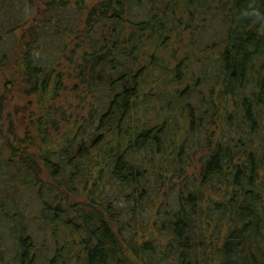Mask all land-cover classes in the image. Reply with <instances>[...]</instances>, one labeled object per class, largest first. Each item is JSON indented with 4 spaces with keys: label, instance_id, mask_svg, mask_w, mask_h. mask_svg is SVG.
<instances>
[{
    "label": "trees",
    "instance_id": "16d2710c",
    "mask_svg": "<svg viewBox=\"0 0 264 264\" xmlns=\"http://www.w3.org/2000/svg\"><path fill=\"white\" fill-rule=\"evenodd\" d=\"M8 64L0 264H264V0H0Z\"/></svg>",
    "mask_w": 264,
    "mask_h": 264
},
{
    "label": "rangeland",
    "instance_id": "374dc122",
    "mask_svg": "<svg viewBox=\"0 0 264 264\" xmlns=\"http://www.w3.org/2000/svg\"><path fill=\"white\" fill-rule=\"evenodd\" d=\"M28 28H26V30L24 29H17L16 31V34H15V37H17L19 40L23 37H26V35L29 34V30H27ZM18 40V44L16 45V47H19L20 45V42ZM22 40V39H21ZM189 42L186 40L185 42H183L181 45L178 44V43H175L173 45H170L169 46V49L174 48L176 50V53L179 54V57L182 56V55H186V54H192V56L194 55V52L191 51V48L193 46V43L192 44H188ZM192 45V46H191ZM193 60V58H191ZM14 64H8V65H3L1 66L0 65V88L1 90L3 89V87L5 86V81L7 80V78L9 77H13L14 76V73H13V66ZM169 72V70H168ZM166 76V73L164 71V74L163 76ZM168 79V78H167ZM20 80L17 79V83L19 82ZM195 86V85H194ZM3 91V90H2ZM1 93V92H0ZM63 100L66 104V108H67V117H73L74 119V114L77 110H79L80 108L77 107V103L79 102V98L76 97V95H72L70 92H67L64 97H63ZM26 102V96L24 95V92H22V90L18 89V86L15 87V89L13 90L12 93H10V100L7 101V108H10L12 107L14 104H22ZM84 103L82 102V105ZM82 107V106H81ZM73 119L71 120V122L73 121ZM219 131V130H218ZM196 163V162H195ZM198 165V164H197ZM190 172H196V169L195 168H192L190 170ZM169 185H167L168 187ZM216 192V196L214 195V193L211 195H214L213 197L216 198L217 200H220L221 197L217 196V195H224V190H221V192ZM225 196V195H224ZM159 234L157 233L156 236H155V239H154V242H155V246L156 248L162 252L165 250V248L161 247L160 244L162 245V242H160V239H158V236ZM210 237L208 239V242H207V247H206V252L201 260V262H203L202 264H218L217 262V257L216 255L214 254V251H215V246L213 247V243L210 244V240H212V235L209 234ZM159 238H160V235H159ZM162 239V238H161ZM160 243V244H159ZM163 246V245H162ZM219 246V245H218ZM205 259V260H204ZM158 263L160 264H177L178 262L177 261H174V260H171L170 262L168 260L164 261V262H160L158 261ZM68 264H76L75 261H69ZM135 264H143L142 261H139V260H136L135 261ZM236 264H240V263H236Z\"/></svg>",
    "mask_w": 264,
    "mask_h": 264
}]
</instances>
